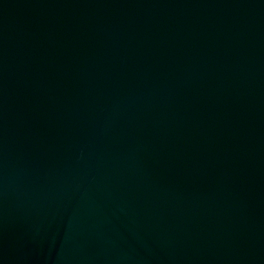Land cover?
Listing matches in <instances>:
<instances>
[{"label": "water", "instance_id": "1", "mask_svg": "<svg viewBox=\"0 0 264 264\" xmlns=\"http://www.w3.org/2000/svg\"><path fill=\"white\" fill-rule=\"evenodd\" d=\"M0 264H264L100 0H0Z\"/></svg>", "mask_w": 264, "mask_h": 264}]
</instances>
